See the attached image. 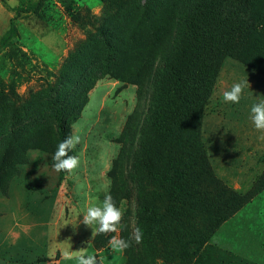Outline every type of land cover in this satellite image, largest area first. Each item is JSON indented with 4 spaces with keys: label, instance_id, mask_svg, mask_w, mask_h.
I'll use <instances>...</instances> for the list:
<instances>
[{
    "label": "trees",
    "instance_id": "obj_1",
    "mask_svg": "<svg viewBox=\"0 0 264 264\" xmlns=\"http://www.w3.org/2000/svg\"><path fill=\"white\" fill-rule=\"evenodd\" d=\"M47 1L22 4L13 10L15 17L0 40V53L14 42L15 21L23 15L37 14ZM115 1L130 4L133 25H128L129 35L143 27L148 29V49H141V58L137 49H128L122 64L125 72H117L114 66L119 65L123 47L130 46V41L121 39L118 33L121 29L114 26L102 32V43L92 38L75 54L68 68L78 74L63 75V81L48 91L46 108L56 134H44L46 124L36 109H32L30 120L24 122L27 127L21 129L22 123L21 126L13 123L12 126L17 123L15 132L0 148V191L8 194L11 182L21 175V166L29 163L30 151L39 150L50 156L55 153L59 143L71 134L69 124L80 118L90 92L99 82L108 78L123 86H134L138 104L152 88L155 92L143 124L140 125L141 113L136 107L118 140L122 148L108 173L110 194L116 204L125 198L126 186L118 177V170L126 164L130 148L138 138L130 159L131 177L135 179L138 200H141V209L137 211L139 228L143 237L166 245L171 235L180 239L188 231L185 240L177 245V255L193 262L219 228L264 191V180L255 193L248 195L221 185L201 141L204 111L222 60L237 58L264 73V0ZM167 8L168 21L158 22ZM99 45H102V55L101 50L94 52ZM69 154L75 155L73 150ZM50 164L53 166V161ZM59 173L61 180L68 174ZM193 181L199 186L200 195L192 192L191 201H185L182 196L188 195ZM146 194L160 201L148 202ZM164 202L167 208L160 213V204ZM184 207L190 210L212 207L208 215L214 214V220L217 214L223 215L218 218L215 230L206 235L205 230L197 232L191 225L186 226L180 218ZM168 210L175 215L174 221L164 220ZM110 235L97 234L94 243L106 244ZM239 259V264H253ZM172 261L173 257L167 260Z\"/></svg>",
    "mask_w": 264,
    "mask_h": 264
},
{
    "label": "rangeland",
    "instance_id": "obj_2",
    "mask_svg": "<svg viewBox=\"0 0 264 264\" xmlns=\"http://www.w3.org/2000/svg\"><path fill=\"white\" fill-rule=\"evenodd\" d=\"M36 1L38 0H0V40L10 29V21L15 17L13 10L22 4L28 6ZM138 1L144 3L145 0H134ZM169 8L158 22L168 21ZM129 11L130 4L123 1L48 0L37 14L23 15L15 21L17 34L14 42L0 53V148L3 147L5 139L15 132L17 123L12 126L14 122H18L20 126L22 123L21 129L28 126L24 122L30 120L32 109L38 110L42 115L46 124L43 128L44 134H56L51 114L46 108L48 91L63 81V75L78 74L72 73L73 70L68 68L71 58L81 52L92 38L102 43L101 34L104 30H112L117 26L122 30L118 31L119 37L130 41V46L123 47L124 54L119 65L114 66L117 72H125L122 64L125 63L123 61L125 55H128V49H137L141 58V49H148L146 43H149L150 32L143 27L129 35L128 25H133ZM98 48L94 52L101 50L102 45ZM80 60L85 64L83 58ZM156 63L158 65L159 60ZM247 79L250 88L245 89L238 104L223 100V93L234 83ZM154 92V89L149 88L142 102L138 104L134 86H123L108 78L99 82L90 92L89 101L80 118L69 124V128L72 125L71 133L75 125L81 137V142L73 149L80 164L74 173L68 175L71 186L68 191L71 192V197H66L68 208L58 227H54L57 210L52 214L54 203L49 202L48 198H55L59 184L64 180H61L60 173L50 164V155L39 150L29 152V163L21 166L22 183H17L19 179H16L12 191L20 196V201L23 198L28 201L27 195H34L35 198L48 196L44 206L51 211L52 225L48 228L51 241L48 253L45 254L49 259L56 258L59 248L62 264H76L75 260L64 258V250L69 244L71 250L75 251L87 248L90 243L88 253L104 257V264H197L210 257L217 260L216 264H221V256H211L204 249L193 262L180 259L177 245L185 240L188 231L179 236L180 239H174L171 235L169 245L143 237L140 244L133 242L130 248L121 253L112 251L109 242L94 243L92 228L81 222L86 206L102 202L106 193L110 192L111 179L108 173L122 148L118 140L136 107L141 113L140 125L143 124ZM260 100H264V73L237 58L225 57L204 111L201 141L218 182L242 195L255 193L264 180V139H261L264 133L257 131L250 119L251 106ZM134 142L126 164L118 170V177L126 186L125 198L117 204L124 215L117 231L111 233L110 238L114 235L127 240L134 229L139 227L137 211L141 209V200H138L139 192L133 182L135 179L131 177L130 159L131 152L137 147L138 138ZM192 183L189 185L188 195L182 196L185 201H191L192 192L200 195L199 186L196 183L194 185V181ZM146 196L148 202L160 201L156 196ZM160 208V213H163L167 203H161ZM211 208L194 207L190 210L184 207L180 218L186 226L191 225L197 232L205 230L208 235L215 230L218 218L223 215L217 214L218 218L214 220V214L208 215ZM173 217L175 215H171L168 210L164 220L171 222L174 221ZM233 224L231 222L224 227L221 235L230 237L234 244L236 230L232 227ZM237 233L240 234L241 230H237ZM101 251L103 253H98ZM170 257H173V261L168 263ZM231 258H235V264H239L238 257ZM225 264L229 263L225 261Z\"/></svg>",
    "mask_w": 264,
    "mask_h": 264
},
{
    "label": "crops",
    "instance_id": "obj_3",
    "mask_svg": "<svg viewBox=\"0 0 264 264\" xmlns=\"http://www.w3.org/2000/svg\"><path fill=\"white\" fill-rule=\"evenodd\" d=\"M68 175L69 173L59 184L55 198H52L53 196L35 198L34 195H27L28 201L27 198L20 201V196L13 193L12 188L16 179H19L17 183H22L20 179L22 171L21 175L11 182L7 195H3L0 191V264H62L59 248L56 251V258L51 260L45 255L48 253L51 241L48 228L52 223L51 211L46 210L44 203L48 199L49 202L54 203L52 214L57 210L54 227H58L68 208L66 197L71 194L68 191V188H71ZM231 222H234L232 227L236 230L234 244L230 237L221 235L224 227ZM247 222L249 223L246 224ZM237 230H241V233L238 234ZM204 251L211 256H221V264H225V261L235 264L236 259L231 258L233 256L246 259L253 264H264V191L225 222L205 245ZM216 263L217 260L213 257L197 262V264Z\"/></svg>",
    "mask_w": 264,
    "mask_h": 264
},
{
    "label": "clouds",
    "instance_id": "obj_4",
    "mask_svg": "<svg viewBox=\"0 0 264 264\" xmlns=\"http://www.w3.org/2000/svg\"><path fill=\"white\" fill-rule=\"evenodd\" d=\"M246 88H250L248 79L246 81L234 83L229 90L223 93V100L228 103L238 104ZM250 119L255 129L264 133V100H260L251 106ZM261 139H264V136H262ZM80 142L81 137L74 125L73 132L59 143L57 150L51 156L53 168L57 173L63 171L71 174L79 167V157L73 154L70 155L69 153L72 152ZM82 214L83 220L81 222L85 226L92 228L93 237L97 234L108 235L109 233H115L124 215L122 209L117 206L110 192L106 193L102 202L86 206ZM142 239L143 231L137 227L127 240L118 238L114 235L111 236L109 245L112 251L122 253L130 248L133 242L140 244ZM89 247L90 243H88L87 248L73 251L69 244V247L64 250L63 256L66 260H75L76 264H104V257H97L96 255L88 253L87 249Z\"/></svg>",
    "mask_w": 264,
    "mask_h": 264
}]
</instances>
